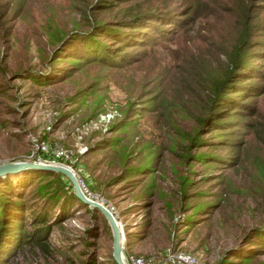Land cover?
Instances as JSON below:
<instances>
[{
    "label": "rangeland",
    "instance_id": "374dc122",
    "mask_svg": "<svg viewBox=\"0 0 264 264\" xmlns=\"http://www.w3.org/2000/svg\"><path fill=\"white\" fill-rule=\"evenodd\" d=\"M196 1L199 10L191 21L178 22L177 14L167 17L168 11L193 0H97L95 7V0H0L3 13L0 16V164L25 158L30 148L29 134L70 148L75 126L90 122L97 114L111 113L113 117L105 131L83 137L87 150L77 156L79 165L74 171L85 193L101 201L114 216L127 264L170 263L167 254L175 251L188 252L202 264H264V248L245 261L236 257L249 251L245 246L252 238L242 243L246 232L264 223V178L262 182L256 164L264 162V79L260 74L252 75L259 76L253 81L263 87L250 98H254L251 120L245 128L239 127L242 131L239 140L246 141L248 151L245 154L241 149L243 144L240 145L237 150L240 164L233 169L222 163L210 168L195 161L181 162L177 157L180 145L194 122H174L179 127V137L172 152L167 148V137L177 136L162 122V117L156 122L139 109L151 96L149 91L156 88L162 89L170 101L187 100L192 91L201 101L205 97V84L196 85L190 77L177 79L186 69L197 75L194 65L203 63V75L210 79L220 76L225 60L222 52L236 42L241 29H233L237 24L235 14L240 3L245 11L247 2L209 0L204 7L203 2ZM255 5L263 6V2L257 1ZM133 10H150L161 15L151 17L158 20H151L156 24L151 26L153 31L148 30L147 34L142 31L144 39L151 38L149 42H122L125 51L135 52L134 56L132 53L124 56L128 58L125 66L114 69L99 60L85 61L69 66L66 78L46 83L35 81L58 76L72 62L67 56L85 53L87 40L71 35L87 36L94 31L81 16L94 24L115 23L128 18ZM262 13L256 14L260 17ZM254 18L253 23L258 19ZM169 20L172 23H167ZM261 27L264 24L258 29ZM163 28L165 32L161 31ZM120 31L126 36L130 33L129 28ZM258 40L257 48L261 51L253 54L259 57L253 67L260 72L264 70V30ZM113 42L109 41L108 46H114ZM181 49L185 50L188 61L182 59L184 64L175 73L173 66L180 60ZM88 85L91 87L88 95L74 96ZM234 120L238 121L232 125L241 122L239 118ZM47 122H50L49 130L44 128ZM116 123L129 125L112 130ZM209 135L205 133L203 137ZM111 138L119 140L109 146L105 141ZM205 150L207 147H200L192 152ZM211 150L214 154L224 151ZM145 163L153 166L151 171L132 170ZM182 174L196 184L188 189L190 199H182L178 193L177 177ZM218 174H224L222 183L216 181ZM25 177V184L15 189L18 194L13 193V198L22 202V211L15 217H21L25 229H29L30 209L39 208L44 199L39 196L38 186L50 177L16 178L22 182ZM201 178L209 181L198 183ZM12 180L16 181L14 177ZM61 180L71 189L64 176ZM148 185H151L149 191ZM220 186L225 190L223 199L195 213L200 205L214 200L212 194L222 191ZM197 189L205 191L201 193L204 198L192 197ZM58 194L57 203L49 209L50 222L60 214V203L65 205V216L51 224L43 248L25 245L8 264H83L86 260H89L87 264H111V234L106 221L98 216L92 218L83 205L65 198L66 193Z\"/></svg>",
    "mask_w": 264,
    "mask_h": 264
},
{
    "label": "trees",
    "instance_id": "16d2710c",
    "mask_svg": "<svg viewBox=\"0 0 264 264\" xmlns=\"http://www.w3.org/2000/svg\"><path fill=\"white\" fill-rule=\"evenodd\" d=\"M241 1L247 2V7L244 11L240 3L239 11L235 14V20L237 21V24L233 25V29L237 30L240 27L241 29L238 32V36L235 40L236 42L231 45L229 50H224V52H222L225 60L220 76L215 79H210L209 77L204 76L203 68L201 67L203 66L202 63L201 65H194L198 71L197 75H191L194 72L186 69L185 73H182V77L177 78L179 80L183 77H190L191 79H194L196 85L197 83L200 84V82L201 84H205V97H203L201 101H198L194 91H192L188 93L190 96L186 98L187 100L181 99L177 102H174L166 98L162 89L156 88L153 91H149L151 96L148 97L147 101L142 104L141 107H139V109H142L146 115L154 118L156 122L159 121V117H162V122H166L168 128H170L173 134L177 136L175 137L169 135L167 137V141L169 142L167 144V148L172 152L174 151L175 146H177L179 137V127L174 122H194L191 131L186 130L183 137V142L180 145V153L177 156L183 163L188 164L191 161H195L200 165L210 168L219 167L217 166V163H222L228 168L233 169L240 164V159L237 152L240 145L243 144L241 149L245 154L246 151H248L246 150V141L239 140L240 134L242 133L241 128L239 127L242 126V128H245L246 125H249V121L251 120L250 113L253 109L252 103L254 102V98H252V100L250 98L257 95L260 92V88L263 87L256 81H253L256 78H259V76L252 75L259 73L260 77L264 79V70L258 72V70L253 67L255 61L259 59L258 56L253 54L259 53L261 51L257 48V46L258 43H260V40L258 39L262 35L264 28L261 27L258 29V27L259 25L262 26L264 24V0ZM257 1H262L263 6L255 5ZM195 2L197 1L193 0V2L187 3L183 6L175 7L174 10H169L168 13H170L167 15V17L177 14L179 17V20H177L178 22L191 21V17H193L194 13H197L199 10ZM199 2H203L202 5L206 7L209 0H199ZM96 5L97 0H95L93 6L95 7ZM253 8L256 9L253 10ZM230 10L232 14H234L233 10ZM92 11L93 10H90L91 13ZM258 12H263L260 17H258L256 14ZM0 13V16H2L3 13ZM254 14L255 18L258 19L253 23L252 20L254 18ZM160 15L161 13L150 10H133L128 14V18L123 21L115 23L109 21L105 23L99 22L97 24H94L95 22L91 21V19L87 20L86 17L81 16L83 17V21L86 22L85 25L90 26V28L94 29V31L92 34L90 33L87 36H85V33H80L81 35L72 33L71 35H75V38H80L81 41L87 40V44H85V53L80 56H67L68 58L72 59V62L67 64L68 67L66 66L63 68L62 72L58 76H53L50 79L44 80L36 78L35 81H42V83H46L52 80L58 81L62 78H66L70 72L69 66L84 63L85 61L93 62L94 60H99L105 66L113 67L114 69L122 68V66H125L128 61V58L124 56L131 53L132 56H134L135 54V52L132 50L125 51V44H122V42L127 43L133 40H137V43L149 42L151 38L144 39L142 31L147 34L146 31L152 30L151 26L156 25L152 21L158 20L151 17H158ZM167 23H172V21L169 20ZM122 28H129L130 33H128L126 36L123 31H120ZM163 29L164 30L161 31L165 32V28ZM166 34L167 33L164 34L165 37H167ZM257 35L258 37L256 39H251ZM70 38L71 37H69V39ZM109 41H114V46L109 47ZM213 41L214 39L211 40L208 51L211 49ZM255 49L258 50L255 51ZM66 52L72 51L66 50ZM186 57L187 55L185 50L181 49L180 60L176 63V66H173L175 73L180 71L179 65L184 64V61H188ZM182 59H184V61H182ZM199 73L200 81L198 80ZM245 74L250 76L245 77ZM246 79L248 80L246 81ZM187 85L189 86V83ZM90 88L91 87L88 85L86 88L76 92L74 96L83 98L90 93ZM254 109H256V107ZM243 110H246V112ZM237 118L241 119V122H237L235 125H232L234 121H238L234 120ZM125 125H129V123L121 124V126L116 123L112 125L111 128L112 130H119V128H122ZM227 127L230 128L227 129ZM205 133H209L210 135L208 137H203V134ZM118 140L119 139L111 138L105 142L109 143V146H113L118 142ZM211 141H213L214 144H211ZM200 147H207V150L192 152L193 150H196ZM217 148L224 149L222 154H214L213 150H211ZM254 161L256 162L255 159ZM256 164L258 172L261 174V176L259 175L260 180L263 182L262 178H264V162L257 161ZM152 167L153 166L145 163L133 168L132 170L151 171ZM29 175L30 177L34 176L35 179L39 180L50 177V180L48 179L38 186V192L40 193L39 196H43L42 198L44 199L42 204L40 203L39 208H36L35 210L30 209L31 227L29 229H25L23 225L24 220L21 217H15L17 212L22 211V202L14 199L13 193L18 194L15 189L22 188V186L25 184L24 181L27 179V177L22 178V182H20L19 178L16 177ZM223 175L224 174H218V176H216V181H218V183H222V181L225 179ZM12 177H14L16 181L12 180ZM61 177L62 175L59 173L51 171L25 169L16 174H9L4 178H0V264H8L9 259L13 258L16 252L25 245H29L30 247L36 246L38 249L43 248L44 244L46 243V236L48 235L51 224L59 221L65 216V205L60 203L58 206V209H60V214L53 216L54 220L50 222L52 218L50 217L51 213L49 212V209H51L52 205L57 203L59 199V191L67 194V197L65 196V198L75 200L79 204L83 205L86 212L92 218L98 216L103 222H105L103 216L96 209L88 208V206L82 204L74 196L72 189L66 188V185L61 180ZM193 181L194 180L190 179L186 174H182V176L177 177V187L180 198L185 199L189 196L188 189L196 185L193 183ZM207 181L209 180L201 178L198 183H205ZM51 182L53 183L50 184ZM150 188L151 185H148L147 190L149 191ZM219 189H222V191L217 190L212 194V196H215L214 200L207 201L206 203L200 205L198 209L195 210V213L203 209H208L223 199L225 190L223 189V186H220ZM204 192V190H194L192 197L194 199L197 197L204 198L201 195V193ZM190 198L191 196L187 199ZM195 206L196 205L194 204V207ZM249 238H252L251 240H253L252 242H250V240L248 242L249 244L245 246L247 247L245 249L249 251L243 253L242 257L236 256L239 260L245 261L248 258L255 256L257 254L256 252H259L262 250V248H264V223L260 227L248 230L245 234V237L243 238L242 243H247L245 240ZM88 262L89 260H86L83 264H87ZM111 264L116 263L112 260Z\"/></svg>",
    "mask_w": 264,
    "mask_h": 264
},
{
    "label": "built area",
    "instance_id": "2783aa9c",
    "mask_svg": "<svg viewBox=\"0 0 264 264\" xmlns=\"http://www.w3.org/2000/svg\"><path fill=\"white\" fill-rule=\"evenodd\" d=\"M111 117H113L111 113L97 114L93 120H90V122L80 123L75 126L73 137L74 143L70 148L64 147L60 143L54 141H41L38 136L29 134V153L25 156V158H23V160L37 164H56L66 167L75 176L85 196L90 197V194L85 193L82 184L77 179V174L74 171V169L78 168L79 165L77 156L82 155L87 150V147L82 143L83 137L92 132L98 133L105 131ZM44 128L45 130H49L50 122H47ZM107 210L109 211L108 208ZM167 256V260L170 262L169 264H202L192 254L184 251H175L171 254H167Z\"/></svg>",
    "mask_w": 264,
    "mask_h": 264
},
{
    "label": "water",
    "instance_id": "95a60500",
    "mask_svg": "<svg viewBox=\"0 0 264 264\" xmlns=\"http://www.w3.org/2000/svg\"><path fill=\"white\" fill-rule=\"evenodd\" d=\"M25 169H35V170H46L55 173H59L64 176L66 180L70 183L72 192L74 196L88 208L96 209L105 219L111 234V255L116 264H127L125 261L123 249L120 246L121 234L119 231L118 224L110 211L107 210L105 205L98 199L91 198V196H85L81 190L75 176L73 173L62 165L56 164H37L34 162L26 160H16L3 162L0 164V178L5 177L9 174H15L21 172ZM156 264H169L166 262H159Z\"/></svg>",
    "mask_w": 264,
    "mask_h": 264
}]
</instances>
